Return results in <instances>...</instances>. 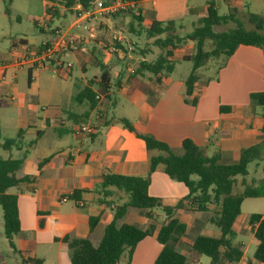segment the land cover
<instances>
[{"label":"crops","instance_id":"obj_1","mask_svg":"<svg viewBox=\"0 0 264 264\" xmlns=\"http://www.w3.org/2000/svg\"><path fill=\"white\" fill-rule=\"evenodd\" d=\"M218 1L231 8L228 11L233 7L237 8L238 15L248 16L253 13L264 17V0H247L246 12L241 9L243 0ZM188 2V0H139L137 14L132 12L130 15L138 21L139 27L145 29L153 21L175 22L188 13H196L198 19L205 14L207 0L203 7L190 6ZM47 3L45 12L49 17L53 15L65 17L71 14L74 18L78 1L75 0L71 6L59 2ZM215 4L217 6L216 1ZM128 14H117L108 18H120L115 27L127 25L128 32H138L129 22L125 23L124 18ZM107 27L104 21H99L95 28L90 26L89 31H84L96 30L95 36L90 32L96 41L103 38L98 31ZM76 35L81 36L82 43L86 41L85 34L78 32ZM117 37L123 40L117 42L115 40ZM49 40H42L39 46ZM106 41L107 45L101 51L102 55L104 53L103 61L95 60L98 66L105 65L110 73V87L107 96L102 99L99 112H96L97 107L90 108L85 100H75L77 102L75 110L66 109L56 103L39 112L36 105H32L20 95L17 74L23 68H18L14 60L26 50H34L26 39L20 38L12 42L5 56L0 59L1 137L5 130L15 132L16 135L20 132L19 141L25 136H34L26 147L19 144L10 151L3 150L4 154L0 155L1 158L24 156L16 176L32 177L12 187L16 190L14 194L17 195L20 225L19 232L12 238L13 245H10L4 236L2 210L0 211V264H36L35 260H40L41 264H71L70 251L62 241L63 237L88 238L94 241L102 238L105 227L113 218L115 206L125 201V196L120 192L107 198L102 197L100 193L102 177L107 173L145 176L149 173V156L156 153L148 152L143 140L118 123L116 121L118 118L128 119L139 133L152 135L166 143L177 154L181 153V140L190 138L205 155H217L221 163L238 161L242 149L263 140L264 110L261 114L258 113V105L250 98L253 93L264 92V57L260 48L239 45L225 64L217 68L214 76L207 77L204 81L200 79V68L195 88L196 105H192L185 100L184 93V80L189 73L179 80L173 79L171 73L167 76H155L147 72L132 75L139 62L137 61L124 76L121 65L123 60H136L133 54H126L134 48L132 44L136 43L130 36L125 38L117 33L110 35ZM188 45L194 44L188 40ZM113 47L116 48L115 51H111ZM177 47L173 49L170 60L176 62L193 53L184 52V49ZM119 51H123L124 55L119 56ZM142 59H145V53L142 54ZM25 68L27 78L29 75L26 85L32 88L35 86L33 69ZM81 68L85 69L84 66ZM8 72L9 78L6 77ZM98 81L99 75L84 82H75L74 99L77 92L85 86L94 92L97 91ZM115 94L127 97L128 113L122 117L108 116L110 104L117 105ZM14 111L18 113L13 115ZM62 112H66V120L71 122L73 143L64 137L68 128ZM85 122H97L98 129L92 135H76L74 133L76 125ZM51 130L53 136L48 138ZM32 149H38L41 157L30 156ZM45 158L48 160L39 167V162ZM237 177L236 181L239 180ZM196 178L195 175L192 176V179ZM110 189L115 191L113 188ZM75 190L80 191L76 199L69 197L66 201H61L62 197L71 195ZM8 192L13 193L9 189ZM147 193L159 198L162 205L175 207L179 200L188 195L189 190L182 182L170 179L162 167L158 166L149 173ZM219 210L220 205L212 202L207 204L206 211L194 210L189 208L188 204L174 209L173 217L185 225V233L179 241L183 253L188 255V247L197 235H219V229L209 221L211 214ZM38 212L48 214L45 227L42 229L37 225ZM259 214L264 217V213ZM239 215L233 224L235 231L233 241L240 245L242 255L233 264H260L253 258L258 242L248 223L249 215L246 217L245 226L237 227ZM95 217L97 222L90 229L89 220ZM165 221L166 216L159 207L150 210L134 207L127 209L119 223L134 224L142 229L151 226L152 234L135 245L129 259L127 252L123 253L124 264H153L162 248L156 234ZM207 224L214 225L217 232L207 229ZM186 233L190 235L189 238L185 237ZM238 236H242V239L235 241ZM201 256H198L196 261L189 260L187 264L197 263ZM220 262L222 264L224 260L220 259Z\"/></svg>","mask_w":264,"mask_h":264},{"label":"trees","instance_id":"obj_2","mask_svg":"<svg viewBox=\"0 0 264 264\" xmlns=\"http://www.w3.org/2000/svg\"><path fill=\"white\" fill-rule=\"evenodd\" d=\"M44 1L59 2L65 6H71L75 2V0ZM77 1L84 8H87L91 0ZM6 12H9L8 9H6ZM127 13L133 14L132 12ZM237 13V8L233 7L231 11L220 14L215 1L207 0L205 14L197 19L192 30L186 34V39L191 40L194 44V52L182 58V60L190 61L192 64L191 70L184 80L185 100L190 104L196 105L195 88L199 80L198 70L205 65L208 59L222 56L223 62L220 65L222 66L239 45L260 48L264 57V17L253 13L248 14L247 20L254 25L253 29H248L243 25ZM134 17L139 20L138 17ZM229 22L235 24L233 28L222 31L214 29L216 26ZM175 28L173 21H153L150 26L144 29L145 37L147 39L154 38L153 43L159 46L162 52L152 60L141 59L132 75L147 72L155 76H167L172 73L176 62L170 60V57L173 54V49L182 41V38L175 33ZM206 41H210L212 45L209 50L204 48ZM141 53H145L144 49L141 50ZM99 69L97 91L94 92L88 86H85L75 95L76 101L85 100L90 108L96 107L97 95L107 96L110 87L108 68L99 64ZM27 80L29 81V75ZM157 81L159 82L158 77ZM187 97H191V99ZM250 98L256 105H264V92L253 93ZM116 121L142 139L148 152H156L149 156V173L161 166L170 179L182 182L188 188L189 193L185 198L179 200L175 207H168L162 205L159 198L150 196L147 193L149 173L145 176L107 173L102 177L100 184L102 197L107 198L113 196L116 192H120L125 196V201L115 206L113 218L105 227L100 240L62 238L70 251L71 264H117L125 251L129 259L135 245L144 237L152 234L151 226L142 229L134 224L119 223L129 207L141 210L159 207L166 216V221L156 234V239L162 248L153 264H187L189 260L196 261L200 255L208 257L210 264H221L220 259L224 260L222 264L237 262L242 255V250L240 245L233 241L235 237L233 224L240 213L241 203L248 197H264V175L256 185L247 184L245 181L248 174V163L259 156L261 143L264 140V128L262 129L263 140L258 144L242 149L238 161L221 163L217 155H205L190 138L181 140V153L177 154L166 143L154 138L152 135L139 133L128 119L122 117ZM19 135L20 132L13 138L5 139L1 143L2 149L10 151L17 148ZM23 160L24 156L17 158L0 157V207L2 210L3 233L10 245H13L12 238L19 232L20 225L17 195L9 193L8 189L32 178L30 176H16ZM47 160L48 158L41 160L39 167ZM193 175L197 178L192 179ZM237 176L242 178L240 183L243 189L239 193H233ZM79 193L80 191L75 190L68 197L76 199ZM211 202L220 205V210L213 212L209 217V221L219 229L220 233L218 236L197 235L188 247L187 255L179 247L180 238L185 233V225L173 217V211L185 204H188V207L194 210L206 211L207 204ZM47 216L48 214L44 212L37 213L39 229L45 227ZM96 222L97 217L91 218L89 228L91 229ZM248 223L253 236L258 242L253 258L260 264H264V217L259 213H251ZM35 263L41 264V261L35 260Z\"/></svg>","mask_w":264,"mask_h":264},{"label":"rangeland","instance_id":"obj_3","mask_svg":"<svg viewBox=\"0 0 264 264\" xmlns=\"http://www.w3.org/2000/svg\"><path fill=\"white\" fill-rule=\"evenodd\" d=\"M188 1L190 6L193 5L203 7L206 0ZM215 1L220 14L226 13L228 12V9H231L222 1ZM247 3V0H243V7L241 9L244 10V12L247 11ZM47 5V1L44 0H0V59L5 56L11 43L17 41L20 38L26 39L31 47H33L34 50H37L36 48H38L42 40L52 38L51 31L55 27H59L62 30L69 27L70 23L74 19L73 16L71 14H67L65 17H57L55 15L49 17L45 12ZM6 9H8L9 12H6ZM246 15L247 14H239L238 17L246 28L253 29L254 25L247 20ZM124 19L126 20L125 23L129 22L139 33L128 32L127 25L115 27V24L119 22L120 18L111 19L108 17L97 18L90 23V26L95 28L99 21H104V23L110 27V29L107 27L106 29H101L98 31L99 35L103 37L99 40L97 39L95 41V39L90 35V32H92V35L95 36L96 30L85 32L84 30L72 29V32L75 35L78 34V32L85 34L86 41L81 44L80 49L77 52H66L60 56V60L63 61L64 64L69 63L71 67L69 69L64 67L57 73L52 72L49 67L44 69H33L32 75L35 86L32 88H28L26 85L27 72L26 68L23 67V69H21L17 74L18 92L20 95L27 99V101H30L32 105H36L39 112H41L43 108L49 107L50 105L52 106L56 103H59V105L65 107L66 109L73 108V110H75L77 107V102L73 97L75 90L73 85L77 81L84 82L85 80H90L93 77H97L99 75L100 69L95 60L103 61L104 53L102 55L101 51L104 50L105 45H107L106 40H108L109 36L112 34H121L125 38L130 36L132 41L136 43L132 44L134 48L130 50V52H126V54L131 53L133 56H136V60H123L121 65L124 70V76H126L130 69H132L130 67L134 66L137 61L142 59V49L145 50V59L147 60H152L160 52H162V49L153 43L154 38L147 39L145 37V30L142 27H139L138 21L136 19H134L130 14L126 15ZM196 21L197 14L188 13L184 18L174 22L176 27L175 33L180 38H182V41L178 44L177 48L184 49V52H194V45H188L186 34L192 30L193 26L196 24ZM234 25V23L229 22L224 25L216 26L214 29L216 31L228 30L233 28ZM211 47L212 45L210 41H206L204 48L209 50ZM118 55L123 56V51H119ZM112 56L114 57V54H112ZM222 62V56L208 59L205 65L199 70L200 79L204 81L207 79V77L214 76L217 68ZM82 66H84L85 69H82ZM191 66L192 64L190 61L178 59L175 63L174 71L171 73V77L176 80L183 79L190 72ZM6 77L9 78V72L6 74ZM8 91H10V89H8ZM115 97V105H117L113 106V104H110L108 116L122 117L128 113V106L126 105L127 97H124L120 94H115ZM263 110L264 105L257 106L258 113L261 114ZM16 113L18 112L14 111L13 115ZM61 115L65 122L66 112H62ZM70 124L71 122L66 120L68 132L64 134V137L69 140V142L73 143V133L70 130ZM8 131L9 130H5V133H2V137L0 139V155L4 154V151L1 147V142L3 139L13 138L16 135L15 132ZM51 136H53L52 130L50 131L48 138H51ZM33 137L32 135L25 136L24 139L18 141V146L21 144V146L26 147ZM34 155L41 157L38 149H32L30 156ZM247 170L248 174L245 177L246 183L256 185L259 179L264 175V140L261 143L259 156L248 163ZM237 178L241 180L240 176ZM239 180H237L236 185L233 187V193H239L243 189V186ZM9 190L13 193L16 192L14 188H10ZM250 213H264V197L246 198L244 200L240 208V215L237 219V227L245 226L246 217ZM205 214L206 213H204V215ZM206 228L213 230L214 233L217 232V228L214 225L207 224ZM185 237L189 238L190 235L186 233ZM240 239H242V236L236 237L235 241ZM124 256L125 254H122L117 264H124ZM195 264H210V259L202 255L199 258V261Z\"/></svg>","mask_w":264,"mask_h":264},{"label":"built area","instance_id":"obj_4","mask_svg":"<svg viewBox=\"0 0 264 264\" xmlns=\"http://www.w3.org/2000/svg\"><path fill=\"white\" fill-rule=\"evenodd\" d=\"M139 0H91L87 8L78 2L75 6L74 20L67 29L55 28L52 31V38L43 42L37 50H26L17 56L14 64L18 68L44 69L49 67L52 72L57 73L64 67L69 69V63L64 64L60 60V56L66 52H77L82 44L81 36L75 35L72 29L90 30V23L97 18L111 17L117 14L134 12L137 14V6ZM117 42H121V37L115 38ZM112 48L111 51H115ZM65 65V66H64ZM97 111L102 107V95H97ZM97 113L96 116H98ZM98 129L97 122L79 123L74 129L76 135H92ZM69 197L64 196L61 201H66ZM80 205H82L79 202Z\"/></svg>","mask_w":264,"mask_h":264}]
</instances>
